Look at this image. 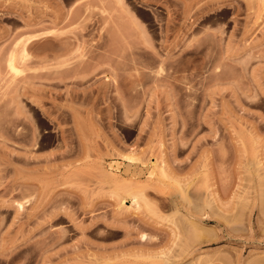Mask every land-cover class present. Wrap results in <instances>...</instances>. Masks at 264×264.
Here are the masks:
<instances>
[{
    "label": "rangeland",
    "instance_id": "374dc122",
    "mask_svg": "<svg viewBox=\"0 0 264 264\" xmlns=\"http://www.w3.org/2000/svg\"><path fill=\"white\" fill-rule=\"evenodd\" d=\"M0 264H264V0H0Z\"/></svg>",
    "mask_w": 264,
    "mask_h": 264
},
{
    "label": "bare ground",
    "instance_id": "6f19581e",
    "mask_svg": "<svg viewBox=\"0 0 264 264\" xmlns=\"http://www.w3.org/2000/svg\"><path fill=\"white\" fill-rule=\"evenodd\" d=\"M11 62L13 61V59H11L10 60ZM11 62L9 63L10 64V66H11V68H14L13 66V63L11 64ZM9 66V67H10ZM125 157V159H126V162H128L129 164H135L139 159H137L136 157L137 156H135V155H133V153L132 154H128L127 153V155L125 154L124 156H123V158ZM153 165V164H152ZM151 172V171H150ZM149 172V173H150ZM151 174V173H150ZM131 197L133 198V201L132 202H136V201H138L139 199H138V197H137V194L136 195H133V194H131ZM137 197V198H136ZM137 199V200H136ZM132 200V199H131ZM131 202V203H132ZM20 203V202H19ZM134 204H138L137 202L136 203H134ZM17 206V205H16ZM19 206V205H18ZM21 206V205H20ZM18 207L19 209H21V207ZM23 207V206H22Z\"/></svg>",
    "mask_w": 264,
    "mask_h": 264
}]
</instances>
